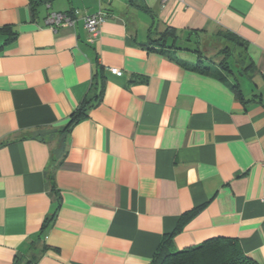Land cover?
Masks as SVG:
<instances>
[{"label":"crops","instance_id":"obj_1","mask_svg":"<svg viewBox=\"0 0 264 264\" xmlns=\"http://www.w3.org/2000/svg\"><path fill=\"white\" fill-rule=\"evenodd\" d=\"M34 1L0 0V264H152L178 226L264 264V0Z\"/></svg>","mask_w":264,"mask_h":264},{"label":"trees","instance_id":"obj_2","mask_svg":"<svg viewBox=\"0 0 264 264\" xmlns=\"http://www.w3.org/2000/svg\"><path fill=\"white\" fill-rule=\"evenodd\" d=\"M34 5L35 1L30 0L32 10L34 9ZM1 30L2 29H0V31ZM6 32L9 37H14V34H12L10 30H7ZM222 35V39L231 45L241 47V41L233 34ZM162 38L163 37L157 40L158 43L163 40ZM195 53L199 52L196 50ZM220 53L222 54V61L220 64L222 69L230 73L237 72L239 75L244 76L251 74L253 68L251 62L245 63L246 60L243 58L241 59L242 56H240V54L236 56L227 48H222ZM233 89L238 93V84H235ZM100 98L101 94L96 95L94 102L90 99L84 100L76 113L73 114L69 123V129L72 125L78 122L81 117L85 116L87 109L99 102ZM179 227L180 226H178L172 234L164 238V247H162L157 254L152 264H255L250 258L242 253L238 242L235 239L230 238H211L196 246L188 247L179 251H171L169 249V244L172 241V237L179 231Z\"/></svg>","mask_w":264,"mask_h":264},{"label":"built area","instance_id":"obj_3","mask_svg":"<svg viewBox=\"0 0 264 264\" xmlns=\"http://www.w3.org/2000/svg\"><path fill=\"white\" fill-rule=\"evenodd\" d=\"M168 0H162L164 4ZM79 15L78 11H74L71 14L61 12H49L45 18V25L56 31L61 27L69 26L73 27L76 23V17ZM83 28L87 32L88 42L93 44L99 35L101 25L106 20V15L102 11H98L91 15H85L81 18ZM112 75L120 77L122 72L116 68L110 69Z\"/></svg>","mask_w":264,"mask_h":264}]
</instances>
